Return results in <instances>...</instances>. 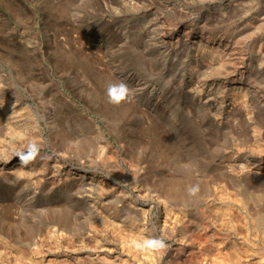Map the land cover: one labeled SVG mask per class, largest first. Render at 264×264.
<instances>
[{
  "label": "rangeland",
  "instance_id": "374dc122",
  "mask_svg": "<svg viewBox=\"0 0 264 264\" xmlns=\"http://www.w3.org/2000/svg\"><path fill=\"white\" fill-rule=\"evenodd\" d=\"M263 241L264 0H0V264H264Z\"/></svg>",
  "mask_w": 264,
  "mask_h": 264
},
{
  "label": "bare ground",
  "instance_id": "6f19581e",
  "mask_svg": "<svg viewBox=\"0 0 264 264\" xmlns=\"http://www.w3.org/2000/svg\"><path fill=\"white\" fill-rule=\"evenodd\" d=\"M19 165V164H18ZM12 173L13 174H16V173H14V171H17L18 169H17V164H14L13 166H12ZM20 171V170H19ZM21 172V171H20ZM19 173V172H18ZM168 195V194H167ZM166 195V196H167ZM65 217H66V215H65ZM65 217H63V218H65ZM62 218V219H63ZM61 219V220H62ZM67 220V219H66ZM64 223V222H63ZM53 225V224H52ZM63 225H65V224H62V227H63ZM57 226V225H56ZM65 226H67V225H65ZM64 226V227H65ZM144 226L145 225H140V226H137V227H133V228H131L130 229V231H128V232H130V234H133L134 236H136L137 238H139V237H141L142 236V234H143V232H144ZM55 227V226H54ZM96 226H94L93 228H95ZM99 227V226H98ZM61 228V227H60ZM68 228V227H67ZM91 228V227H90ZM101 228V227H100ZM108 228V227H107ZM113 228V227H112ZM69 229V228H68ZM67 229V230H68ZM73 229V228H72ZM92 229V228H91ZM59 230V229H58ZM66 230V232H68L69 230H71V229H69L68 231ZM99 231V230H98ZM102 231V230H101ZM104 231V230H103ZM106 231V230H105ZM112 231V232H111ZM111 233H109V234H112V235H114V234H116V232H114L113 231V229H111ZM47 232L48 233H50L48 236H46L45 237V239H44V241L43 242H45V240H46V238L47 237H49V238H51L50 240L52 241V238H54L56 235V233H57V231L53 228V226H52V229H47ZM65 232V231H64ZM73 232V231H72ZM72 232L70 233V232H68V233H70V234H72ZM107 233V232H106ZM114 233V234H113ZM66 234V233H65ZM69 234V236H71ZM47 235V234H46ZM54 235V236H53ZM68 234H66V236H67ZM111 235V236H112ZM64 236V235H63ZM63 236H62V238H63ZM65 236V237H66ZM61 237V236H60ZM66 238H68L69 239V237H66ZM55 239V238H54ZM61 239V238H60ZM67 239V240H68ZM43 240V239H42ZM42 240H40V243H39V241H38V243L37 242H35V243H33V245H36L37 247L36 248H40L41 246H39L41 243H42ZM62 240V239H61ZM200 240V239H199ZM199 240H198V242H199ZM202 240V239H201ZM32 241V240H31ZM47 241H49V240H47ZM33 242V241H32ZM56 242V241H55ZM263 243H264V241H263ZM39 244V245H38ZM95 244V246H96V248H98L97 250H99V252H98V254H96V255H94V256H92V258L90 259V258H88V259H90L89 261H98L99 263H102L101 261L104 259V256H106V255H111V254H113V252H114V249L113 248H111V247H105V246H102V245H97L98 243L96 242V243H94ZM184 244H189L190 246H192L193 244H195L196 245V243L194 242V240H192V239H188L187 238V240H185V241H179L178 242V246H181V245H184ZM43 245V244H42ZM56 245H57V243L56 244H54V246H55V248H56ZM203 246V244L201 243V242H199L198 243V246ZM204 245H206V244H204ZM51 246V245H50ZM125 245H123V244H121L120 245V249L122 250V251H124L123 249H125V250H127L129 247L128 246H125ZM204 247V246H203ZM35 248V251H33L32 253H34V255L36 254V253H38V249H36ZM95 248V247H94ZM115 248V247H114ZM40 251V250H39ZM95 251V250H94ZM127 251H130V250H127ZM127 251H126V253H127ZM101 253H103L102 255H101ZM37 255V254H36ZM35 255V256H36ZM38 255H39V253H38ZM90 255V254H89ZM194 255V254H193ZM192 255V256H193ZM195 257H196V255H195ZM36 258H38V257H36ZM75 258H77V257H75ZM86 259H87V257H85ZM193 258V257H192ZM219 258H221V257H219L218 255H216V258H214V260H213V264H215V262H217L218 261V259ZM232 258H233V263L234 264H247V263H249V259L248 258H245L246 260H244V261H242L241 259H240V257L237 255V254H235L234 252L232 253ZM34 260H35V258H34ZM217 260V261H216ZM35 261H37V260H35ZM75 261V260H74ZM87 261V260H86ZM120 262H121V264H129L128 262H127V260L126 259H122V260H119ZM77 262V263H76ZM76 264H81L82 263V261L78 258L77 260H76ZM93 262H91V263H93ZM193 262V261H192ZM212 262V261H211ZM41 263V262H40ZM96 263V262H95ZM194 263V262H193ZM219 263H221V262H218V264ZM223 263V262H222ZM221 263V264H222ZM33 264H35V263H33ZM45 264H53V262H51L50 260H47V262L45 263ZM74 264V263H73ZM94 264V263H93ZM137 264H139V262L137 261ZM195 264H207L206 263V260L204 259V258H196L195 259ZM224 264V263H223Z\"/></svg>",
  "mask_w": 264,
  "mask_h": 264
},
{
  "label": "clouds",
  "instance_id": "9594fccd",
  "mask_svg": "<svg viewBox=\"0 0 264 264\" xmlns=\"http://www.w3.org/2000/svg\"><path fill=\"white\" fill-rule=\"evenodd\" d=\"M106 95L109 103L114 105H119L128 98L129 89L127 84L124 83L123 81L113 82L107 86ZM38 152H39V146L35 143H32L28 145L26 152L18 153V155L21 161H27L31 158H34ZM197 190L198 189L196 187H192L189 191L190 193L195 194Z\"/></svg>",
  "mask_w": 264,
  "mask_h": 264
}]
</instances>
